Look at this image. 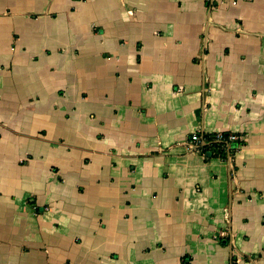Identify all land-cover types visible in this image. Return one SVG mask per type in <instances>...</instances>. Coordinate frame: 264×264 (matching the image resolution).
<instances>
[{
    "label": "crops",
    "instance_id": "crops-1",
    "mask_svg": "<svg viewBox=\"0 0 264 264\" xmlns=\"http://www.w3.org/2000/svg\"><path fill=\"white\" fill-rule=\"evenodd\" d=\"M0 264H264V0H0Z\"/></svg>",
    "mask_w": 264,
    "mask_h": 264
},
{
    "label": "built area",
    "instance_id": "built-area-1",
    "mask_svg": "<svg viewBox=\"0 0 264 264\" xmlns=\"http://www.w3.org/2000/svg\"><path fill=\"white\" fill-rule=\"evenodd\" d=\"M191 147L205 154V150L217 154L220 151L227 154L228 159L242 145V137L236 133L217 132L212 135H191Z\"/></svg>",
    "mask_w": 264,
    "mask_h": 264
}]
</instances>
